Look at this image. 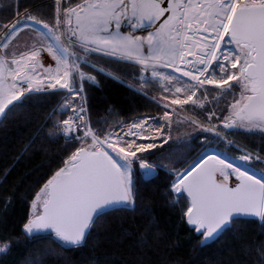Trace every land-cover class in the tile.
<instances>
[{
	"label": "snow or ice",
	"instance_id": "snow-or-ice-1",
	"mask_svg": "<svg viewBox=\"0 0 264 264\" xmlns=\"http://www.w3.org/2000/svg\"><path fill=\"white\" fill-rule=\"evenodd\" d=\"M100 73L129 107L93 103ZM18 110L35 131L17 160L65 147L19 231L0 233V258L23 244V264H82L102 232L114 247L89 264H151L161 195L202 247L231 238L264 264V238H250L264 237V147L237 139L264 141V0H0V124ZM160 171L163 193L145 182Z\"/></svg>",
	"mask_w": 264,
	"mask_h": 264
},
{
	"label": "trees",
	"instance_id": "trees-1",
	"mask_svg": "<svg viewBox=\"0 0 264 264\" xmlns=\"http://www.w3.org/2000/svg\"><path fill=\"white\" fill-rule=\"evenodd\" d=\"M97 63L110 70L119 67L122 72L128 71L122 65H112L107 58H101ZM97 78L100 85L90 93L94 104L103 107L102 102L110 100L119 102L125 108L129 107L127 101L131 98V93L123 84L104 73H100ZM133 104L140 106L142 102L133 100ZM220 107H223L222 103ZM48 110L50 109L45 110V114ZM25 119L24 113L18 110L14 116L0 124V218L5 221L0 224V233L15 234L19 231L21 221L27 214L26 201L30 198V191H35L37 182L45 177L50 168H54L59 163L56 157L65 147L63 143L49 144L48 155H28L24 159L17 160L19 149L35 131L24 122ZM40 119L43 120V115ZM245 143L257 150L264 147V141L259 138L252 141L245 140ZM5 170H9L6 182L2 175ZM145 182L150 190L158 185V192L163 193L164 185L168 182V174L160 171L158 176L149 178ZM8 196H11L14 202L5 215L3 201ZM154 200L152 212L159 221V227L165 239L158 246L154 245L153 251L149 253L151 264H251L254 254H245L231 238L202 247L196 238L197 234L188 231L184 224L177 221V213L167 206L161 195L154 197ZM136 218H139V214H136ZM250 238L264 237L259 236L257 228ZM113 247L103 239L102 232H97L89 241L88 247L74 259L82 264H89L93 259H104L106 248ZM25 256L26 248L20 244L7 257L0 258V264H23ZM114 259L125 261L130 259L126 244L115 248Z\"/></svg>",
	"mask_w": 264,
	"mask_h": 264
},
{
	"label": "rangeland",
	"instance_id": "rangeland-1",
	"mask_svg": "<svg viewBox=\"0 0 264 264\" xmlns=\"http://www.w3.org/2000/svg\"><path fill=\"white\" fill-rule=\"evenodd\" d=\"M98 66H99L100 68H104L106 72H108V71H112V70H110L109 68H106V67L100 65L99 63H98ZM121 78H123V77H121ZM209 100H211V97H209ZM222 105H223V104H222ZM189 114L191 115L192 113H189ZM257 138H258V137H255V136H241V137H237V139H239V141H240V143H241L242 145H246V146H248L249 148H253V147L250 146V145H248L247 143H245V140H246V141H247V140L252 141V140L257 139ZM197 143H198V142H197ZM256 150H257V149H256ZM192 154L195 155L196 153H192ZM236 154H238V153H236Z\"/></svg>",
	"mask_w": 264,
	"mask_h": 264
},
{
	"label": "water",
	"instance_id": "water-1",
	"mask_svg": "<svg viewBox=\"0 0 264 264\" xmlns=\"http://www.w3.org/2000/svg\"><path fill=\"white\" fill-rule=\"evenodd\" d=\"M211 243V242H210Z\"/></svg>",
	"mask_w": 264,
	"mask_h": 264
}]
</instances>
